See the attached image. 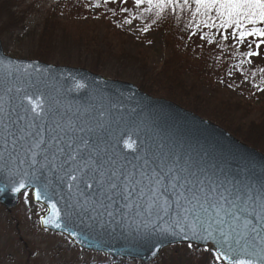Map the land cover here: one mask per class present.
Segmentation results:
<instances>
[{"label":"water","instance_id":"water-1","mask_svg":"<svg viewBox=\"0 0 264 264\" xmlns=\"http://www.w3.org/2000/svg\"><path fill=\"white\" fill-rule=\"evenodd\" d=\"M26 95L43 101L44 120L37 119L35 124L59 122L69 135L89 139L88 149L81 146L85 152L95 148L101 156L107 153L132 159L138 154L137 146L140 154L147 148L157 156L187 162L206 185L223 182L225 187H231L232 181L255 183L264 178V154L214 122L172 101L153 97L131 82L109 79L83 68L8 56L0 40V204L6 208L15 206L20 194L31 189L33 200L47 209L39 219L40 226L61 233L85 250L148 262L164 247L178 242L206 248L209 244L143 227L136 231L132 220L148 218L146 212L143 217L133 213L131 219L123 221L117 216L115 222L105 223L103 228L99 222L84 217L83 224L77 220L75 225H69L75 228V236L63 227L45 225L42 221L52 213L51 204L61 210L65 205L59 196L51 201L37 200L35 193L41 185L35 176L27 175L34 171L29 167L33 151L40 149L33 148L29 135L36 128L28 127L33 124V113L25 112L29 108ZM125 141L134 147L127 148ZM21 180L26 187L20 192L11 191Z\"/></svg>","mask_w":264,"mask_h":264},{"label":"snow or ice","instance_id":"snow-or-ice-1","mask_svg":"<svg viewBox=\"0 0 264 264\" xmlns=\"http://www.w3.org/2000/svg\"><path fill=\"white\" fill-rule=\"evenodd\" d=\"M143 2L136 0L137 5ZM193 2V15L204 17L201 22L206 27H215L212 22L218 19L221 28L241 29V42L253 34L264 37V29L244 27L264 22V0ZM164 6L163 0L156 5ZM213 12L215 16L211 15ZM231 35L237 36L236 32ZM25 99L29 104L25 112L33 113V124L28 127L36 128L29 135L33 138V148L40 149L33 151L29 167L34 171L27 174L35 176V181L41 185L36 190V199L51 201L59 196L65 205L61 210L52 203V213L42 221L45 225L63 227L75 236V228L69 225H75L77 220L83 224L84 217L99 222L103 228L105 223L115 222L117 216L123 221L131 219L133 213L135 217H143L146 212L148 218L132 220L136 231L143 227L151 232L208 243L209 247L204 250L211 251L212 264H264V178L255 183L232 181L231 187H225L223 182L206 185L205 179L192 171L187 162L182 164L179 158L157 156L147 148L140 154L137 146L138 154L132 159L126 155L107 156V153L101 156L95 148L85 152L82 147L89 148V139L69 135V130L59 122L35 124L37 119L44 120L43 101L27 95ZM125 146L134 147L128 141ZM25 187L21 180L11 191L20 192ZM153 216L155 220L151 219Z\"/></svg>","mask_w":264,"mask_h":264},{"label":"trees","instance_id":"trees-1","mask_svg":"<svg viewBox=\"0 0 264 264\" xmlns=\"http://www.w3.org/2000/svg\"><path fill=\"white\" fill-rule=\"evenodd\" d=\"M163 2L165 6L158 8L156 5L161 0H152L151 4L144 0L139 5L133 0L125 6L121 5L123 0H0V23H4L0 24V38L8 52L11 44L20 45L31 37L37 41V49L34 53H28V58L84 67L111 78L133 82L150 95L165 97L208 117L241 141L264 153L263 145L259 144H264V86L260 84L264 83V66L253 67L246 54L241 52V29L235 26L221 28L218 19L212 22L215 27L204 26L201 22L204 17L193 15V0H189L187 5L185 0ZM34 14L38 15L39 23L33 26L31 17ZM211 15L215 16V12ZM3 18H6V22ZM133 22L143 33L161 35L164 58L158 69L150 67L144 50L137 53L129 48L131 33L127 27ZM259 24H245V27L259 28ZM53 26L59 28L57 31L61 30V39L66 41L64 43L90 54L96 61H70L66 57L70 50L68 47L57 48L62 55L51 54L46 45L50 42L48 34L54 32ZM101 26L105 28L101 29ZM233 32H236V38L232 37ZM115 66H119L120 71L112 72L111 68ZM127 69L136 72L128 74ZM234 76L251 85L255 84L256 88L252 92H237L230 87L229 92L238 97V101L234 102L214 98L217 91L225 88ZM191 91L207 94L202 95L206 98L202 101L206 109L191 107L181 101ZM259 94H262L263 105H259ZM247 103H251V106L248 107ZM242 110L244 113L240 115ZM250 112L257 114L256 119L244 121ZM231 119H239L240 122ZM204 249L193 245H173L163 249L153 261L146 264H212L211 251ZM27 257L23 252L18 264H27L24 260ZM103 257L104 264L113 262L110 257Z\"/></svg>","mask_w":264,"mask_h":264},{"label":"rangeland","instance_id":"rangeland-1","mask_svg":"<svg viewBox=\"0 0 264 264\" xmlns=\"http://www.w3.org/2000/svg\"><path fill=\"white\" fill-rule=\"evenodd\" d=\"M132 2L133 0H123V4L121 3V5H129ZM3 21L6 22V18H3ZM31 21H33V26L34 24H38V15L34 14L31 17ZM259 25V28L264 29V22H261V24ZM81 26H83V24H81ZM102 28L105 27L101 26V29ZM245 28L251 30L247 27ZM52 29H54V32L53 34H48V40H50V42L49 45H46L51 54H61V52L57 48L68 47L70 50L69 52H67L66 57H68L70 61L82 63L96 61V59L90 54H85L83 51L75 47L73 48L72 46L64 43L66 41L63 42L61 39V30L57 31V29L59 28L53 26ZM127 29V31L131 33V38L127 37L128 39H131L128 43L129 48L136 51L137 53H139L141 50H144L145 54L148 55L147 60L148 63H150V67H155V69H158L161 61L164 58V49L161 46V35L152 34L153 32L143 33L141 28L135 25L134 22L131 23ZM224 32L227 33L228 31ZM135 36H140V38L133 39ZM0 40L2 46L4 47L1 38ZM261 40H264V37L253 34L250 36H246L244 38V41L241 42L240 50L247 55L248 60L253 67L257 65L264 66V43H261ZM35 41V39L30 37L26 39L25 42L20 43V45L11 44L12 46L9 48L8 53L19 58H28V53H34V50L37 49V47H35ZM257 44H260V47H257ZM253 52L258 53V55H249V53ZM111 71H120V67L115 66L111 68ZM133 71L136 72V70L127 69L126 73L130 74ZM230 87L232 90H236L237 92L244 90H249L250 92H252L256 88V85H251L248 81H243L240 77L234 76V78H231L226 83L225 88L222 87L217 91V96H212L214 98L217 97V99H228L231 102L238 101L236 100L238 98L237 95L229 92ZM204 94L206 93L202 92L201 94H196L191 91L190 94H187L185 97H183L181 101L191 107H197L201 110H204L206 109V106L203 105L205 103L202 102L206 99L202 96ZM259 96V105H263L262 94H259ZM247 106L250 107L251 103H247ZM210 109V112H212L213 110L211 107ZM243 113V110L240 111V115H242ZM255 115L257 117V114L250 112L249 117L244 119V121L249 122L250 120H255ZM231 120L237 123L240 122L239 119ZM259 144L263 145L264 147L263 143L259 142ZM27 199L29 200L31 198L26 197L20 199L18 204L8 214H5L0 207V261L4 262L5 264H13V261L16 262L21 260L22 253L25 252L28 256L24 259L27 261V264H104L105 257H103L104 255H102L101 253L77 249L74 247V245L71 244V242L65 240L59 235L40 230L38 224L33 226L31 224L32 219L36 218L35 213L32 210L34 206L32 204H29ZM59 250L60 252L57 253L56 251ZM127 261H129L128 264L133 263L132 261L127 259H117L113 260L111 264H113L114 262H117L116 264H127Z\"/></svg>","mask_w":264,"mask_h":264},{"label":"bare ground","instance_id":"bare-ground-1","mask_svg":"<svg viewBox=\"0 0 264 264\" xmlns=\"http://www.w3.org/2000/svg\"><path fill=\"white\" fill-rule=\"evenodd\" d=\"M152 34H157V33H152ZM83 69H86V70H88L89 72H92V73H95V74H99V75H101L100 73L93 72V71L89 70L88 68H83ZM260 84H261V86H264V83H260ZM183 108H185V109H187V110H189V111L195 113L196 115H198V116L201 117L202 119H208V118H206L205 116H202V115H200V114H198V113H196V112H194V111H192V110H190V109H188V108H186V107H183ZM252 147H253V146H252ZM253 148L256 149L258 152L264 154L261 150L255 148V147H253ZM21 194H22V195H26V197H30L31 199H29V200L27 199V201H28L29 204H32V205L34 206V208H32V210H33V212L35 213L36 218H33V219H32L31 224H32L33 226H35V225L38 224L40 230L46 231L44 228H42V227L40 226V222H39V219H40V213H39V210H38V207H39V208H40L41 210H43V212L45 213V212H47L46 207H45L44 205H42L40 201L33 200V198H32V190H31V189H30V190H25V191L22 192ZM16 205H17V203H16ZM16 205H15V206H16ZM15 206H12V207L6 208L5 206H3V205L0 204V207L2 208V211H3L5 214L10 213V211H11ZM5 231H6V230H5ZM6 232H7V231H6ZM189 244H191V245H193V246L200 247V246H198V245H196V244H194V243H188V242H178V243H175V245H189ZM205 248H206V247H205ZM127 260L132 261V262H133L132 264H138V263H140L138 260H136V259H134V258L127 259ZM128 262H129V261H127L126 263L128 264Z\"/></svg>","mask_w":264,"mask_h":264}]
</instances>
